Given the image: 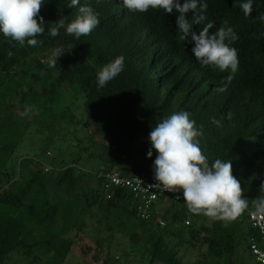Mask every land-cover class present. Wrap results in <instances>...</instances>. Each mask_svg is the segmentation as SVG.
<instances>
[{
    "label": "trees",
    "instance_id": "16d2710c",
    "mask_svg": "<svg viewBox=\"0 0 264 264\" xmlns=\"http://www.w3.org/2000/svg\"><path fill=\"white\" fill-rule=\"evenodd\" d=\"M43 2L40 15L45 19V31L37 37L42 43L32 47L25 42L21 46L0 33V106L13 110L15 116L0 122V264H8L9 255L15 251L23 249L29 254L39 245L64 257L69 243L57 240L70 230L67 214L80 199L87 206L101 205L108 215L118 216L119 223L133 219L142 227L135 238L143 239L150 260L160 264H231L241 249L249 253L248 235L253 230L246 212L232 222L213 220L211 225L195 227L185 224L187 207L169 201L163 209L168 218L160 226L154 220L137 217L125 191H115L107 198L97 178L93 190L79 193L77 183L82 175L76 173L75 163L59 174L54 169L45 172L40 161L26 156L18 161L14 174L6 162L23 134L16 119L28 106H34L30 119L43 123L46 116L54 132L57 120H62V127L69 122V113L55 110L62 86L67 84L84 94V112L93 134L103 140V158L108 166L101 169L117 168L123 174L145 172L154 179L156 152L153 150L152 158L147 155L152 126L174 112L188 111L203 132L197 139L208 163L230 160L244 198L251 203L264 182V22L257 19L264 13V0H253L248 17L239 8L246 0H205L207 19L194 26L199 31L212 23L211 34L227 20L233 28L238 39L230 46L238 51L239 71L230 83L225 81L229 73L202 67L191 52L193 45L178 40L175 12L151 9L138 13L125 9L122 0H80L82 6L87 4L98 13L100 24L90 35L76 39L64 29L56 37L48 33L61 17L66 24L75 18L78 9L68 7L70 0ZM56 47L72 51L61 56L55 68L43 63L47 57H34L44 48ZM117 56L124 57L123 71L99 87L97 71ZM54 69L57 75L52 74ZM222 87L226 90L218 91ZM14 96L19 98L18 104L11 102ZM136 157L141 161L134 169L120 166L122 161ZM55 198L63 201L61 212ZM56 219L61 225L55 230ZM176 223L180 226L173 229ZM35 231L43 233L29 241ZM182 245L192 252L194 260H181L178 252Z\"/></svg>",
    "mask_w": 264,
    "mask_h": 264
},
{
    "label": "clouds",
    "instance_id": "9594fccd",
    "mask_svg": "<svg viewBox=\"0 0 264 264\" xmlns=\"http://www.w3.org/2000/svg\"><path fill=\"white\" fill-rule=\"evenodd\" d=\"M43 4V0H0V33L21 46L25 42L32 47L42 43L37 37L45 31V19L40 15ZM122 4L131 12L147 13L157 9L167 14L177 13L178 40L193 45L191 52L202 67L229 73L225 77L227 83L239 71L238 51L230 46L238 37L227 20L211 34L212 23H207L199 31L194 30V26L207 19L208 4L205 0H122ZM68 7L78 9L75 18L67 24L63 17L53 22L48 30L51 37L60 35V30L64 29L66 34L79 39L90 35L99 26L98 13L91 6H82L80 0H70ZM239 8L245 17L250 16L253 0L239 3ZM257 19L264 22V13L259 14ZM71 51L56 47L43 63L55 68L57 60ZM9 55L12 53L9 52ZM123 68V56H117L103 65L96 74L98 86H106ZM225 90L224 87L218 89L221 92ZM32 111L34 106H28L21 115L27 116ZM231 115L229 111L228 119ZM190 116L188 111L174 112L152 126L148 137L151 148L147 155L152 158L153 150L156 152L153 164L156 183L149 186L169 193H182V199L192 214H202L227 223L248 212L254 220L264 221V182L259 185V195L249 203L244 198L240 181L233 175L230 160L215 159L211 165L208 163L197 139L203 132ZM214 123L219 125L220 121L214 120ZM259 259L264 262V255Z\"/></svg>",
    "mask_w": 264,
    "mask_h": 264
},
{
    "label": "rangeland",
    "instance_id": "374dc122",
    "mask_svg": "<svg viewBox=\"0 0 264 264\" xmlns=\"http://www.w3.org/2000/svg\"><path fill=\"white\" fill-rule=\"evenodd\" d=\"M61 46V42L58 43ZM50 48H44L34 54V57L41 60L51 55ZM58 71L54 69L53 75H57ZM21 88V87H20ZM84 94H79L69 85L62 86L61 96L55 106L56 112L65 110L72 117L68 123H64L62 127L61 119L57 120L55 132L49 129L50 126L47 118L44 116L43 123H35L27 116L17 117V123L22 131L21 141L12 154L6 166L17 172L18 161L26 156L33 157L36 161H40L42 166H49L45 172L54 169L59 174L68 165H74L76 173H81L82 178L77 183V191L80 193L84 190H93L97 186L94 173L102 167H107L108 163L103 158L104 146L102 139L93 134L89 122L90 118L84 112ZM11 102L18 104L19 98L14 96L10 98ZM5 110L0 106V122L13 119L14 111ZM52 128V127H51ZM60 128V129H59ZM57 129V130H56ZM59 129V130H58ZM140 157L133 160H124L120 164L121 167H129L134 169L139 165ZM1 163V162H0ZM60 195L63 194L62 190ZM54 202L60 206L59 212L62 211V200L55 198ZM92 202L91 198L87 201ZM188 223L195 227L201 224L211 225L212 218L204 215H196L187 212ZM71 227L69 231L63 233L59 239L64 243H69V249L64 257L56 253L54 250H48L43 246H35L29 254L23 249L15 251L9 255L8 264H160L157 261H151L150 255L143 245V239H136L134 234L139 233L142 227L133 219L119 223L118 216L115 214L108 215L99 204L87 206L80 199L73 211L68 212ZM165 221L168 218L165 212L158 214ZM166 215V218L164 217ZM54 229H58L61 225L59 219H56ZM110 226V228H108ZM180 224L173 225V229H178ZM184 238L187 237L185 228ZM43 231L29 235V241H33L40 237ZM174 238L171 242H174ZM204 251V246H200ZM183 262L194 260V256L189 249L184 250L182 245L178 252ZM231 264H256L253 257L245 250L241 249L233 258Z\"/></svg>",
    "mask_w": 264,
    "mask_h": 264
},
{
    "label": "built area",
    "instance_id": "2783aa9c",
    "mask_svg": "<svg viewBox=\"0 0 264 264\" xmlns=\"http://www.w3.org/2000/svg\"><path fill=\"white\" fill-rule=\"evenodd\" d=\"M47 171L49 166H45ZM100 180L106 197L110 198L115 191H125L131 199L132 207L137 217L142 220H154L160 226L165 225V220L158 214L168 205L169 201L186 206L182 193H169L155 189L149 185L156 183L145 172L123 174L120 169H100L94 173ZM187 211L190 212L187 208ZM246 220L252 231L248 235V251L255 263L264 264L259 257L264 255V221L254 220L246 212ZM188 219L185 223H188Z\"/></svg>",
    "mask_w": 264,
    "mask_h": 264
}]
</instances>
